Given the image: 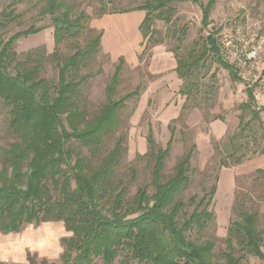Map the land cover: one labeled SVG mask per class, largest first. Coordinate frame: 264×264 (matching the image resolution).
<instances>
[{"label":"trees","instance_id":"16d2710c","mask_svg":"<svg viewBox=\"0 0 264 264\" xmlns=\"http://www.w3.org/2000/svg\"><path fill=\"white\" fill-rule=\"evenodd\" d=\"M107 1L112 6V1ZM188 1L200 10L201 28L208 29L217 0H144L131 9L111 12L100 0L102 7L97 16L143 12L139 31L144 52L163 43L155 38L156 31L151 28L154 21L170 24L175 4ZM76 8L74 0H44L40 11L41 17L50 19L53 28L51 59L56 63V82L40 76L49 58L42 47L21 55L14 51L18 40L36 35L44 27L32 25L5 39L2 31L18 16L12 9L0 12V105L8 111L6 131L13 138L9 146L0 147V233L17 234L28 225L62 223L70 237L60 241L61 264H115L118 257V264H220L214 257L215 239L203 237L214 224L210 206L216 184L198 203L196 197L190 198L194 205L191 214L184 212L181 199L191 185L190 162L195 146L176 161L168 178L163 177L174 142L172 129L164 148H156L151 129L145 138L144 156L152 161V194L142 186L126 201L125 189L118 191L115 175L125 153L124 138L120 136L104 155L102 150L105 138L120 129L121 113L128 101L139 97L140 88L114 99L125 64L119 58L105 88V103L89 118L81 86L90 76L81 75V71L88 68L100 50L102 32L85 28L88 17L82 12L75 14ZM85 32L89 38L81 47L78 39ZM181 34L184 36L185 31ZM217 34L207 32L200 37V44L195 42L196 48L185 57L174 55V72L179 80L190 84L189 90L194 84L189 81L193 72L207 60L226 71L231 81L243 83L237 69L223 59ZM67 41L73 44L74 52L63 56L60 46ZM211 78L214 80L215 75ZM245 94L247 101L239 107L250 118L244 122L240 117L238 133L229 144L230 157L250 150L244 143L245 132L261 123L260 115L264 112V106H257L253 87H247ZM182 95L187 99L186 94ZM258 153L264 154V147ZM244 155L234 161L238 163ZM129 171L133 176V169ZM256 173L264 175V170L258 169ZM245 199L234 200V217L227 228L221 264H244L248 258L264 262L259 214L247 208ZM27 262L48 264L29 255Z\"/></svg>","mask_w":264,"mask_h":264},{"label":"rangeland","instance_id":"374dc122","mask_svg":"<svg viewBox=\"0 0 264 264\" xmlns=\"http://www.w3.org/2000/svg\"><path fill=\"white\" fill-rule=\"evenodd\" d=\"M73 0H67L71 2ZM76 1L75 14L82 12L88 20L85 28L96 31V23L103 17H98L100 0ZM112 6L106 4L107 12L119 9H131L144 0H111ZM44 0H0V12L13 10L16 20L5 28L4 38H9L15 32L25 30L30 26L44 29L36 34L18 40L14 51L21 55L30 50L42 47L49 58L41 69L40 76L49 82H56V63L51 59L54 51L53 28L50 19L41 17L40 11ZM205 2V0H203ZM175 15L170 24L154 21L152 29L156 31L155 38L163 43L143 52V44L137 54V63L124 64L120 81L114 99L140 88L138 98L126 103L121 113L122 125L113 135L105 138L103 155L110 151L116 140L124 138L125 153L116 171L115 182L120 191L125 189L124 200L130 201L139 187L149 186L152 161L144 155L147 153L145 141L147 132L151 129L156 148H164L169 139V129L174 131L169 158L167 159L163 177L172 174L176 161L191 149L195 150L190 162L191 185L181 196L185 204L184 212L191 214L194 205L191 197H196L195 203L208 192L213 184L217 190L212 199L210 210L214 215V224L203 235L211 236L216 241L214 257L216 262L225 250L227 228L233 219L232 206L236 197H246L248 209L259 214L258 230L264 235V175H257L258 169L264 170V154L258 153L264 147V112L261 113V123H256L247 135L244 143L248 149L230 157L231 138L238 133L240 117L244 122L250 115L240 109L246 103L245 89L253 87L257 106H264V90L260 77L264 75V47L254 61H247L245 55L261 37H264V0H217L210 14L208 29L200 25L201 13L197 6L188 2L175 4ZM111 15V14H110ZM113 15V14H112ZM106 16V15H105ZM124 47H117L129 55V50L135 45L133 26L126 28ZM185 31L183 36L181 33ZM207 32H217L221 45L223 59L237 69L243 83L230 80L226 71L207 60L199 69L193 72L190 84L178 79L174 67L162 62L163 55L168 54L171 63H175L174 55L185 57L195 49V42L200 44V37ZM89 36L83 33L78 43L83 47ZM71 42L60 46V53L69 56L74 52ZM117 49V50H118ZM118 64L102 48L95 55L88 68L82 69L81 75L90 76L81 86L82 100L89 112V118L97 114L105 103V88L114 74ZM215 75L214 80L211 78ZM186 94L187 99L182 94ZM182 106H185L182 110ZM8 111L0 105V147L12 143V136L6 131ZM253 138V139H252ZM255 142V145H254ZM252 151V152H251ZM245 154L237 163L234 160ZM225 164V165H223ZM129 169H133L134 175ZM70 237L64 231L62 223H45L40 226H24L18 235L3 241L0 245V261L5 264H28L26 256H35L39 262L46 260L48 264H61L62 247L60 241ZM10 246V250H5ZM264 253V248H262ZM118 257L115 264H118ZM137 264V263H134ZM244 264H264L256 258H248Z\"/></svg>","mask_w":264,"mask_h":264},{"label":"crops","instance_id":"0c3cea01","mask_svg":"<svg viewBox=\"0 0 264 264\" xmlns=\"http://www.w3.org/2000/svg\"><path fill=\"white\" fill-rule=\"evenodd\" d=\"M143 18H144L143 12H130L125 14H113V15L103 16L96 23V29H99L102 32L101 48L103 49V51L108 53L113 59H117V61L119 58H122L125 64L137 63V54L141 48V43H142V37L139 31V26ZM131 25L133 26V30H134L135 45L129 50L130 52L128 55L127 53H125V51H121L119 50L120 48L118 49L117 47L123 45L125 47L126 45H128V43L126 44L123 43L122 37L124 38L125 33L127 31L126 28H128ZM163 56L164 57L161 60L162 62H164V64L169 66H172V64H174L175 66V63H171V61L169 60L168 54H165ZM18 234L19 233L17 234L0 233V243H2L3 241H7V239H12L11 236ZM1 247L3 248L2 245H0V248ZM10 249H11L10 246L5 247V250H10ZM0 263H4V262L0 261Z\"/></svg>","mask_w":264,"mask_h":264},{"label":"built area","instance_id":"2783aa9c","mask_svg":"<svg viewBox=\"0 0 264 264\" xmlns=\"http://www.w3.org/2000/svg\"><path fill=\"white\" fill-rule=\"evenodd\" d=\"M264 47V37H261L258 41L254 43V45L251 46L248 53L245 55V59L247 61H254L258 57V54L260 51H262V48ZM260 84L262 86V89L264 90V75L260 77Z\"/></svg>","mask_w":264,"mask_h":264}]
</instances>
